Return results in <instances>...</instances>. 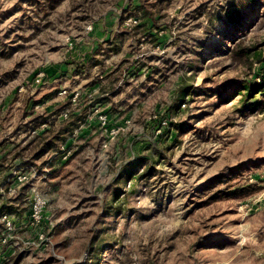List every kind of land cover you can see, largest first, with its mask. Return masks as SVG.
<instances>
[{"label":"rangeland","instance_id":"1","mask_svg":"<svg viewBox=\"0 0 264 264\" xmlns=\"http://www.w3.org/2000/svg\"><path fill=\"white\" fill-rule=\"evenodd\" d=\"M239 1L0 0V159H13L0 188L13 203L43 194L49 225L43 243L18 230L10 264H85L99 243L98 264H264V88L248 100L243 88L264 85V0ZM234 9L240 21L225 23ZM186 82L194 90L176 105ZM84 111L37 160L47 178L8 193L33 125L53 131ZM139 157L153 172L140 164L118 201Z\"/></svg>","mask_w":264,"mask_h":264},{"label":"trees","instance_id":"2","mask_svg":"<svg viewBox=\"0 0 264 264\" xmlns=\"http://www.w3.org/2000/svg\"><path fill=\"white\" fill-rule=\"evenodd\" d=\"M259 0H240L239 1V5H244V6H250L253 5L254 3H256ZM233 9V8H232ZM142 10V9H141ZM149 13V12H148ZM146 11H142L141 16L144 20L148 21V19H150V17L152 16L150 13L148 14ZM241 18V13L239 9H234V10H226L225 11V16L223 18V20L225 21V23H237L238 21H240ZM145 21V22H146ZM142 28L145 29V27H147L146 24H142L141 25ZM238 24H236L234 26V29L237 28ZM148 31V29L146 28L145 31ZM240 53L243 55H250L251 52L253 51L252 48H248L246 50L244 49H240ZM239 53V55H240ZM255 59H256V63L259 64L260 66L262 65L264 67V55L262 53H256L255 55ZM252 65H254L253 63H251V67ZM189 81V80H188ZM100 88H102V94H105V91L103 89V87L100 85ZM244 90L247 92L246 94V98L244 100H248V98H252L256 95V93L258 92V90L263 89L264 85H258L256 86L255 84L252 83H246L243 85ZM194 90V88L192 87V83L190 82H186V84L182 87V89L180 90V95L179 98L176 100L175 104L179 105L182 102L187 101V98L191 95V91ZM107 93V92H106ZM220 95V94H219ZM107 100V99H106ZM102 99H99L97 101V103H101ZM102 104H105V102H102ZM101 104V105H102ZM186 104V103H185ZM261 103H255V104H250L249 106L252 108H258L260 106ZM178 108V107H175ZM173 112V110H172ZM58 113H61V111L58 110ZM57 113V114H58ZM88 112L84 111V112H80V113H76L74 114L73 112L71 114L68 115L67 118L63 119L57 128H54L53 131L48 130L43 132L42 134H35L33 135L28 142L24 145H18L13 153V158L15 160V158H19L23 163H29L31 165L37 166V160H40L42 156L45 155V153H55L61 150L62 145L65 144L68 139L73 136L75 134V132L82 127V125H84L87 122V116ZM170 118V116H169ZM161 124V123H160ZM40 125V123L36 122L33 127H32V132L36 130V128H38ZM169 127H172V123L169 124ZM178 128V127H176ZM165 130H169L168 127H165ZM26 152H30L32 155L30 156L29 153ZM28 159V160H25ZM13 159L11 161L8 160V157H4L2 159H0V168L4 167L7 163L12 162ZM142 163H146L145 169L143 171V176H149L150 174H152L153 172V161H151V157H139V159L135 160L132 163L127 164L123 171L121 172V175L119 177V179H117V183L120 184L118 187H116L114 189L113 192V196L116 197L118 199V195L120 194V190L123 192L127 191V183L129 180H131L132 178H134V176H137L139 173V170L137 169L140 164ZM48 164V163H43V166H41L39 169H43L44 165ZM125 176V177H124ZM124 177V178H123ZM124 179V180H123ZM24 198V197H23ZM23 198L20 197L17 201H21V203L15 201L14 203L12 201L10 202H6L4 204V206L1 208L0 210V215L2 213H8V214H13L16 216H24L25 212L27 211V203L26 201H23ZM119 201V199H118ZM117 201V202H118ZM116 202V203H117ZM21 218V217H19ZM45 227H48L49 225H44ZM0 228H1V224H0ZM104 247V243H99L96 245V247H94V254L92 255V259L91 262H86L85 264H98L99 261V250H101ZM13 257V256H12ZM11 257V258H12ZM10 258V261H6L2 264H10V262L12 261Z\"/></svg>","mask_w":264,"mask_h":264},{"label":"built area","instance_id":"3","mask_svg":"<svg viewBox=\"0 0 264 264\" xmlns=\"http://www.w3.org/2000/svg\"><path fill=\"white\" fill-rule=\"evenodd\" d=\"M34 82L36 85L41 84V78H36ZM62 94H67V92L63 91ZM78 96L79 95L76 97ZM182 106L186 107V104L184 103ZM68 115L69 114L66 113L64 117L67 118ZM165 122L163 124L167 125ZM33 134L35 135L39 133L38 131H34ZM14 167L15 171L11 173L7 181L8 193L10 194H14L16 192V187L24 184H32L38 179H45L50 173L48 164H45L43 169L40 170L37 166L29 163H23L20 159L17 163H15ZM5 194L6 192L0 188V210L6 203ZM24 200L27 203V211L22 218L8 213H2L0 215V264L10 261V258L15 254L16 245L14 235L18 230H26L29 228L37 229L40 231L37 236V241L43 243L48 240L47 233L43 231L45 230L44 225L48 224V217L46 215L48 206L47 198L35 189L30 188Z\"/></svg>","mask_w":264,"mask_h":264},{"label":"crops","instance_id":"4","mask_svg":"<svg viewBox=\"0 0 264 264\" xmlns=\"http://www.w3.org/2000/svg\"><path fill=\"white\" fill-rule=\"evenodd\" d=\"M100 64H102V63H100ZM99 86L98 85L96 86V89H95L96 91L95 92H98V91L100 92V89H98V88H100ZM104 97H105V95H104Z\"/></svg>","mask_w":264,"mask_h":264}]
</instances>
